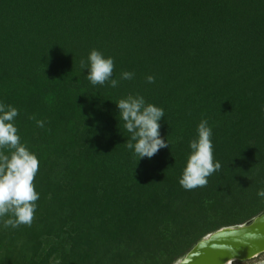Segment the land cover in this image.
<instances>
[{"label":"trees","instance_id":"16d2710c","mask_svg":"<svg viewBox=\"0 0 264 264\" xmlns=\"http://www.w3.org/2000/svg\"><path fill=\"white\" fill-rule=\"evenodd\" d=\"M94 49L118 87L87 79ZM129 96L165 112L151 159L127 147ZM0 103L40 195L30 226L0 221V264H174L264 213V0H0ZM202 120L222 167L185 190Z\"/></svg>","mask_w":264,"mask_h":264},{"label":"clouds","instance_id":"9594fccd","mask_svg":"<svg viewBox=\"0 0 264 264\" xmlns=\"http://www.w3.org/2000/svg\"><path fill=\"white\" fill-rule=\"evenodd\" d=\"M81 67L88 69L87 79L92 85H104L110 81L111 87H118L119 81L112 78L115 69L113 58H105L101 52L94 49L89 54L88 64L82 60ZM133 76L134 73L123 72L121 79L130 80ZM147 80L153 83L154 77L148 76ZM116 104L119 116L125 122V129L131 133V138L126 142L127 147L134 148L140 160L145 157L151 159L161 149L169 147L160 131V121L165 117L162 108L153 104L146 105L142 96H129ZM18 114L15 107L0 103V221H3L5 228L30 226L34 220L36 202L40 198L34 184L39 171V160L21 143L18 128L14 123ZM37 124L43 127L44 122L37 121ZM197 131L198 138L190 142L192 152L179 181L185 190L207 186L208 177L222 167L221 163L215 160L213 133L208 121L202 120ZM4 149H9L10 154H5ZM258 195L264 197V189H261ZM5 217L9 218L4 219Z\"/></svg>","mask_w":264,"mask_h":264},{"label":"water","instance_id":"95a60500","mask_svg":"<svg viewBox=\"0 0 264 264\" xmlns=\"http://www.w3.org/2000/svg\"><path fill=\"white\" fill-rule=\"evenodd\" d=\"M264 254V213L207 234L174 264H233Z\"/></svg>","mask_w":264,"mask_h":264},{"label":"rangeland","instance_id":"374dc122","mask_svg":"<svg viewBox=\"0 0 264 264\" xmlns=\"http://www.w3.org/2000/svg\"><path fill=\"white\" fill-rule=\"evenodd\" d=\"M233 264H264V254L258 256L255 259H252L250 261H245V262H242V263H236L235 262Z\"/></svg>","mask_w":264,"mask_h":264}]
</instances>
